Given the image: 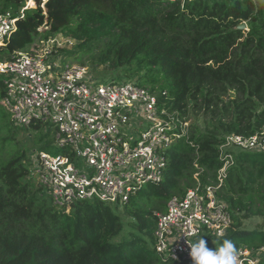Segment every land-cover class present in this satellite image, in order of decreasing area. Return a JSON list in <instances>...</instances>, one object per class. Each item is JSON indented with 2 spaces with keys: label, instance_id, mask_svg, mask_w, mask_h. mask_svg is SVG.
<instances>
[{
  "label": "trees",
  "instance_id": "1",
  "mask_svg": "<svg viewBox=\"0 0 264 264\" xmlns=\"http://www.w3.org/2000/svg\"><path fill=\"white\" fill-rule=\"evenodd\" d=\"M43 1L21 15L27 0H0V12L17 18L12 35L0 45V61L62 34L77 40L71 51L61 50L67 57L100 77L137 80L165 96L170 110L193 121L189 136L169 149L163 180L122 206L135 219V230L120 238L124 222L114 210L118 207L82 201L67 212L54 205L2 104L0 75V264H175L154 247L156 213L166 210L171 197L194 187L196 174L203 186L218 184L224 164L220 145L227 135L264 130V0H186L184 5L176 0H51L45 11L55 6L65 11L50 25ZM243 22L248 31L237 28ZM42 127L37 123L31 129L39 133ZM53 137L50 127L35 144L46 141L41 149L51 150ZM234 158L216 191L233 211L232 225L218 242L221 246L229 239L237 250L247 248L256 256L264 246V224L249 228L244 221L264 218V152L240 151ZM259 264H264L263 254Z\"/></svg>",
  "mask_w": 264,
  "mask_h": 264
},
{
  "label": "built area",
  "instance_id": "2",
  "mask_svg": "<svg viewBox=\"0 0 264 264\" xmlns=\"http://www.w3.org/2000/svg\"><path fill=\"white\" fill-rule=\"evenodd\" d=\"M33 6L36 0H27L21 15ZM16 23L11 11L0 12V45ZM76 42L50 38L0 61L2 104L16 125L42 123L53 130L51 150L59 153L39 150L35 172L54 205L68 211L82 201L99 200L122 209L139 190L163 180L169 149L189 136L191 120L168 108L166 92L162 98L137 80L99 83L101 77L91 67L64 64L61 50ZM220 151L224 164L217 185H201L196 174L194 187L171 197L166 210L156 213L154 247L163 259L193 264L190 245L199 237L210 249L220 247L218 238L231 227L233 211L216 191L236 153L264 152V130L249 136L231 133ZM257 253L239 248L237 264H259Z\"/></svg>",
  "mask_w": 264,
  "mask_h": 264
},
{
  "label": "rangeland",
  "instance_id": "3",
  "mask_svg": "<svg viewBox=\"0 0 264 264\" xmlns=\"http://www.w3.org/2000/svg\"><path fill=\"white\" fill-rule=\"evenodd\" d=\"M51 0H44L41 4V9L43 10V13L46 15L49 16V19L47 21V25H50L52 24V22L55 20V18H60V19H63L64 18V12L65 9L63 8H60L61 10H59L57 8V6L55 7H50V9L47 8V11L46 10V6L45 4L46 3H50ZM61 3V0L58 1V4ZM34 7V6H33ZM59 15V17L57 16ZM45 25H42L41 28H44L46 27V22L44 23ZM246 31H248V27L246 25ZM65 36H62V34H58L56 37H53V38H57L59 40H63ZM43 42V40H42ZM40 42L37 43V44H33L32 46L36 47V45H42L43 43ZM77 43V42H76ZM76 43L72 44V45H69L68 49H70L69 51H71ZM32 46L30 48H32ZM29 48V49H30ZM64 64L66 63H77L79 64L75 59L71 58V57H67L65 59H63L62 61ZM90 67V66H89ZM100 69H103L102 67ZM116 78V82L117 83H124V82H128L129 80L126 79V78H121V77H114ZM111 78L109 77H105V76H102L101 79L98 81L100 83L103 82V81H107V82H111ZM4 90H5V86H4ZM193 119L191 120V123H192ZM195 121V120H194ZM197 124L200 125V127L203 128V121L202 119H197ZM50 128V125L47 126H43L42 129L40 130V132L38 133L36 130H33L29 127H21V126H18L17 127V130H18V133H19V138L21 139L22 143L27 145L28 147V153H29V159H28V163H29V166L30 168L32 169V171L36 174L35 170L36 168L38 167L39 165V161H38V157H37V153L39 150H42L41 147L45 144L46 141H44L42 144H35V141L37 139H39V136L41 133L43 132H46L48 131V129ZM54 137L49 139L48 142H51L53 143L54 142ZM50 152H55V154L59 153V150H48ZM37 177V175H36ZM117 213H119L121 216H122V220L124 222V230H123V233L119 236L120 238L122 236H128L131 232H133L135 230V227L133 225V221L135 220L134 218L128 216V215H125L123 210L121 208H117V209H114ZM70 209L67 211L69 212ZM264 224V218L263 217H253V218H250V219H247L244 221V226L246 227H249V228H254V227H259V226H262ZM118 237V238H119ZM117 239V238H116ZM258 256L260 254H263L264 256V250L262 251V253H257Z\"/></svg>",
  "mask_w": 264,
  "mask_h": 264
},
{
  "label": "clouds",
  "instance_id": "4",
  "mask_svg": "<svg viewBox=\"0 0 264 264\" xmlns=\"http://www.w3.org/2000/svg\"><path fill=\"white\" fill-rule=\"evenodd\" d=\"M193 264H237L238 250L233 241L225 239L220 247L210 249L203 237L190 245Z\"/></svg>",
  "mask_w": 264,
  "mask_h": 264
},
{
  "label": "water",
  "instance_id": "5",
  "mask_svg": "<svg viewBox=\"0 0 264 264\" xmlns=\"http://www.w3.org/2000/svg\"><path fill=\"white\" fill-rule=\"evenodd\" d=\"M237 28L242 30L246 29V23L245 22L241 23L240 25L237 26ZM230 95L234 96L235 93L233 91H230Z\"/></svg>",
  "mask_w": 264,
  "mask_h": 264
}]
</instances>
